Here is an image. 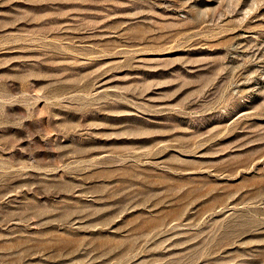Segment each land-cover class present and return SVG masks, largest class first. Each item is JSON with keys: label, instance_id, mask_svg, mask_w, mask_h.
<instances>
[{"label": "rangeland", "instance_id": "374dc122", "mask_svg": "<svg viewBox=\"0 0 264 264\" xmlns=\"http://www.w3.org/2000/svg\"><path fill=\"white\" fill-rule=\"evenodd\" d=\"M0 264H264V0H0Z\"/></svg>", "mask_w": 264, "mask_h": 264}]
</instances>
